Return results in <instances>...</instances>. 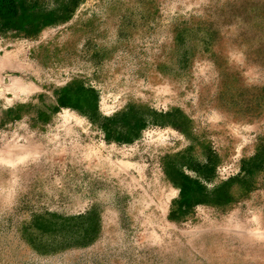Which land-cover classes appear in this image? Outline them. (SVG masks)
Listing matches in <instances>:
<instances>
[{
  "label": "rangeland",
  "instance_id": "374dc122",
  "mask_svg": "<svg viewBox=\"0 0 264 264\" xmlns=\"http://www.w3.org/2000/svg\"><path fill=\"white\" fill-rule=\"evenodd\" d=\"M0 264H264V0H0Z\"/></svg>",
  "mask_w": 264,
  "mask_h": 264
},
{
  "label": "trees",
  "instance_id": "16d2710c",
  "mask_svg": "<svg viewBox=\"0 0 264 264\" xmlns=\"http://www.w3.org/2000/svg\"><path fill=\"white\" fill-rule=\"evenodd\" d=\"M85 89V88H84ZM60 103L65 104L62 101V98H60ZM187 179V178H186ZM198 181H196L195 183H197ZM200 185V184H199ZM188 184H181L180 186V198L178 200V205H177V209L180 211H184L187 207L191 206L192 204V198H193V193H192V189L193 188H187Z\"/></svg>",
  "mask_w": 264,
  "mask_h": 264
}]
</instances>
